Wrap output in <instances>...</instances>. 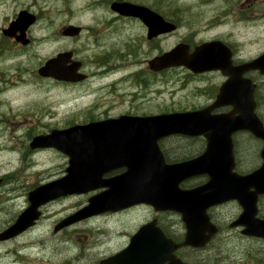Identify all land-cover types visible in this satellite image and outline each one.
Listing matches in <instances>:
<instances>
[{"label":"water","instance_id":"water-1","mask_svg":"<svg viewBox=\"0 0 264 264\" xmlns=\"http://www.w3.org/2000/svg\"><path fill=\"white\" fill-rule=\"evenodd\" d=\"M112 8L124 14L147 18L153 33L171 31L175 25L147 7L129 2H114ZM36 20L35 15L21 10L4 32L17 35L26 44L25 31ZM81 27L66 26L64 35H77ZM72 52L66 51L48 59L38 72L58 80L79 81L80 62L71 61ZM71 64L68 65V63ZM151 68L186 65L195 72L220 69L229 78L222 84L216 101L196 111L167 113L151 117L128 116L118 119L76 124L65 129H53L48 134L37 135L30 142L32 149L54 147L69 156L66 174L42 184L28 194L29 206L16 220L0 232V240L12 238L34 225L41 215L40 206L62 196L83 194L104 188L89 197L88 204L62 219L58 230L76 221L106 212L118 211L138 203H149L156 210H174L182 214L189 228L183 244L203 245L207 238L196 237L199 226H210L206 210L228 200H237L244 208L237 219L246 224L248 232L264 236V221L255 218L256 195L264 192V162L252 174L240 176L232 172L234 166L232 134L248 130L264 140V126L255 113L254 84L244 78L248 70L259 69L264 73V53L250 62L233 65L230 49L220 40L203 43L188 53V46L180 44L150 61ZM222 105H232L231 114L211 115V110ZM237 114V115H235ZM184 133L204 134L208 145L197 158L165 164L156 140L159 137ZM264 160V147L262 150ZM125 170L105 178V173L116 168ZM207 173L210 181L204 185L181 189L179 184L195 174ZM255 187L256 191H247ZM156 226V220L143 225ZM145 229L139 231L128 247L104 259L101 264H189L173 255L180 246L171 240L147 238Z\"/></svg>","mask_w":264,"mask_h":264},{"label":"rangeland","instance_id":"rangeland-1","mask_svg":"<svg viewBox=\"0 0 264 264\" xmlns=\"http://www.w3.org/2000/svg\"><path fill=\"white\" fill-rule=\"evenodd\" d=\"M103 1L0 0V26L24 6L38 16L37 23L32 25L30 31L35 39L33 45L24 51L21 59L7 61L11 70L7 72L6 81L11 84L7 85L5 94V116H2L0 109V177L5 180L0 186V230L26 206L27 193L35 182L60 176L67 165V157L55 149L32 150L29 143L33 136L81 122L86 118L84 108L88 109L92 103L100 100L115 98V94L109 92L111 88H106L105 95L103 90L95 92L100 83L95 73L96 43L101 37L98 28L105 30L107 26L105 20L98 21ZM166 4L168 15H181L184 23L193 26L192 30L182 27L170 34L166 38V48L193 36L194 32L203 39L218 34L233 38L247 57L264 50V16L262 21L251 26L247 22L250 19L239 21L226 13V0H167ZM69 23L84 26L82 34L76 37L62 36L63 26ZM113 31L116 35L119 33L116 29ZM116 35L113 38L120 37ZM107 36V33L103 34V37ZM65 50H73L75 59L87 63V70L94 75L89 82L81 85L52 83L37 75L40 65ZM9 61L16 65H8ZM176 74V71L167 73L164 96L169 109L206 103L207 99L200 93L208 94L212 84L221 80L219 76L210 75L203 79L202 84H206V87L203 85L199 87L203 90L197 91L195 83L177 81ZM261 82L264 100V77ZM19 83L24 84L25 92H21L20 87L17 90ZM27 103L29 106L23 109ZM262 109L264 112V102ZM250 153L253 154L252 148ZM90 194L68 196L49 203L34 229L0 245V264H29V261L34 264H98L102 255L119 248V244L114 242L105 247L103 239L93 236L88 229L89 226L103 224L125 225L126 221L123 223L118 219L105 218L100 221L97 217L54 233L53 226L84 205ZM141 219L142 215H136L131 224H137ZM94 232H97L96 229ZM36 242L40 245H29Z\"/></svg>","mask_w":264,"mask_h":264},{"label":"flooded vegetation","instance_id":"flooded-vegetation-1","mask_svg":"<svg viewBox=\"0 0 264 264\" xmlns=\"http://www.w3.org/2000/svg\"><path fill=\"white\" fill-rule=\"evenodd\" d=\"M166 1L167 0H104L101 3V7L99 8L101 14L98 13L100 16L98 21L101 22L105 20L107 26L105 30L98 28L100 30L98 33L101 34V37L99 36V41L96 43L95 65L97 66V71H95V73L98 74L97 76L101 84L99 83L95 92L103 90V95H105L106 88H111L109 92L111 94L114 93L115 98L112 100H100L99 102L92 103L88 109L84 108L83 111H85L86 118L80 123L118 119L128 116L151 117L175 111L197 110L212 104L217 98L221 85L227 79V76L224 75L220 69L195 72L186 65H177L169 68L163 67L159 71L151 69L150 61L153 58L163 55L168 50L180 44L187 45L188 53L190 54L195 52V49L206 41L221 39L230 48L233 65L248 62L262 52L260 51L254 56L247 57V55L242 53L240 45L233 40V38H224L222 34H218V36L203 39L199 38V34L194 32L193 36L181 39L173 46L166 48V38L170 34L181 30L182 27L186 29L190 28V30H192L193 27L190 24L184 23V21L181 20V15H168L166 11ZM114 2H129L134 5L147 7L161 16L165 21L176 25V28L170 32L162 31L160 33H153L150 25L145 22L147 18L139 15L121 13L112 8V3ZM226 2V13L229 14V16L237 17L239 21L250 19L247 20V22H250V24H252L251 26H255L259 21H262L264 16V0H226ZM21 10L31 11L26 8V6L19 9V11ZM226 13L224 15H226ZM35 15L38 21V16L37 14ZM16 16L17 14L15 13L7 22L5 21L3 25L0 26V109L2 108V116L6 114L5 94L7 85L11 84L6 81L7 72L11 70L7 66V61L13 58L21 59L24 51L28 50L29 47L33 45V40H35L30 33L32 26L25 32V36L30 39V43L27 45L17 41L15 37L17 34L19 35V33L11 36L5 34L4 30ZM213 22H216V20L213 19ZM114 29L118 30L119 33L117 35L113 31ZM104 33H107L108 36L103 37ZM115 35H120V37L113 38ZM8 65H16V63L9 61ZM86 67L87 63L82 60L80 72L85 73L86 79L76 83H67H71L70 85H81L89 82L91 76L94 75L90 73ZM173 71L178 72V74H176L178 78L177 81L193 82L197 87V91L203 90V88L199 87L204 85L202 84L204 82L203 79H207L210 75L219 76L221 80L212 84L208 94L205 92L200 93V96L207 99L206 103L197 106L169 109L167 107L164 92L166 89L167 73ZM243 77L251 79L254 83L256 113L264 124V112L262 109L264 100L262 98L261 82L264 75L261 74L259 70L252 69L245 72ZM40 78L52 83L56 81L53 78ZM15 82L16 81L12 83ZM23 85V83H19L16 87L17 90L20 87L19 90L25 92L26 90L24 91V89H26V87H23ZM29 90L32 91L33 88ZM107 96L109 97L110 94L108 93ZM28 106V103L25 104L23 109ZM232 107V105L217 107L211 111V114H227L232 110ZM19 109H21V107H19ZM81 111L82 110H79V112ZM232 141L234 157L236 159L234 166L235 172L240 175H248L262 167L264 162L262 157L264 142L262 139L257 138L249 131L241 130L232 134ZM156 144L163 154L165 162L173 164L182 163L201 155L206 150L208 139L203 134L188 135L174 133L159 137L156 140ZM247 144L253 145V147L249 148ZM251 148L253 149V154L250 153ZM253 157L255 160H253ZM124 170V167L116 168L105 173L104 177L108 178L118 175ZM209 180V174L199 173L184 179L180 183V187L182 189H192L207 183ZM4 183L5 180L2 178L0 186ZM254 189L255 188L252 187L250 191ZM101 190L102 189L97 192ZM207 212L210 221L215 226H199L194 235L196 237L210 238L201 246L189 244L175 248L173 254L177 259L190 264H264V237L256 234H248L246 233L248 229L246 224L237 225L235 223L236 219L243 212L242 206L236 200L226 201L210 207ZM136 215H142L143 219L137 224H131V221ZM255 217L264 220V193L257 195ZM105 218L118 219L123 223L126 221V223L123 226H89L90 228L88 229L93 233V236L97 235L98 239H103L105 247H108L113 242L114 244H119V248L111 251L108 250L110 252L102 255V258H106L116 253L119 249L127 246L134 233L143 227H145V231L147 230L149 234L147 237L149 239L144 240L149 241H151L150 238L155 240L161 239V241L170 239L171 243L182 244L189 235V228L185 226L180 213L170 210L156 211L150 205L146 204H138L113 214L108 213L98 216L100 221ZM149 220H157V226H141ZM54 227L55 226H53V230ZM66 228L68 227H64L63 229L65 230ZM95 229L97 232H94ZM214 230L215 233H213ZM55 232L54 230V233ZM222 247H224V249ZM101 259H99V264ZM164 264L169 263L166 260Z\"/></svg>","mask_w":264,"mask_h":264},{"label":"bare ground","instance_id":"bare-ground-1","mask_svg":"<svg viewBox=\"0 0 264 264\" xmlns=\"http://www.w3.org/2000/svg\"><path fill=\"white\" fill-rule=\"evenodd\" d=\"M37 243H38V242H36V243H31V244H29V245H34V246L40 245V244H37ZM28 263H29V264H34L33 261H29Z\"/></svg>","mask_w":264,"mask_h":264}]
</instances>
